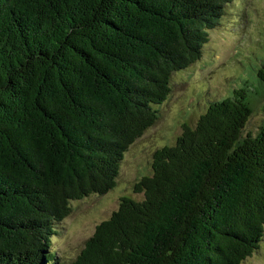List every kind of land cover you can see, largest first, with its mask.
<instances>
[{
	"label": "trees",
	"instance_id": "16d2710c",
	"mask_svg": "<svg viewBox=\"0 0 264 264\" xmlns=\"http://www.w3.org/2000/svg\"><path fill=\"white\" fill-rule=\"evenodd\" d=\"M233 0H0V264H62L71 202L117 185L175 72ZM246 89L208 105L63 264H242L264 242V123Z\"/></svg>",
	"mask_w": 264,
	"mask_h": 264
},
{
	"label": "rangeland",
	"instance_id": "374dc122",
	"mask_svg": "<svg viewBox=\"0 0 264 264\" xmlns=\"http://www.w3.org/2000/svg\"><path fill=\"white\" fill-rule=\"evenodd\" d=\"M171 87L167 100L155 106L159 119L126 152L115 188L71 202V214L52 238L59 263L78 256L96 226L110 218L122 198H145L137 185L153 174L154 153L174 145L185 127L196 125L211 102L246 89L254 113L245 132H258L264 123V0L230 2L219 24L209 31L200 59L175 72ZM242 264H264V242Z\"/></svg>",
	"mask_w": 264,
	"mask_h": 264
}]
</instances>
